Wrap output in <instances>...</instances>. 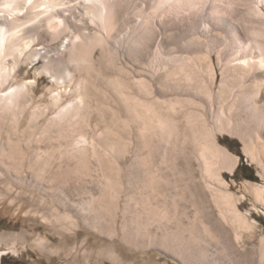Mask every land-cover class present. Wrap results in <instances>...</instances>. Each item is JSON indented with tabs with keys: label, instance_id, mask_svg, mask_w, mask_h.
Segmentation results:
<instances>
[{
	"label": "rangeland",
	"instance_id": "1",
	"mask_svg": "<svg viewBox=\"0 0 264 264\" xmlns=\"http://www.w3.org/2000/svg\"><path fill=\"white\" fill-rule=\"evenodd\" d=\"M14 3L0 0V14L26 20ZM126 12L112 56L96 49L98 72L79 88L56 87L28 58L69 32L25 39L15 70L0 59V237L15 236L0 264H264V193L251 187L264 188V0H147ZM99 22L87 31L106 35L111 19ZM222 147L257 181L234 179ZM222 200L240 215L230 225ZM179 232L189 247L177 251Z\"/></svg>",
	"mask_w": 264,
	"mask_h": 264
},
{
	"label": "bare ground",
	"instance_id": "2",
	"mask_svg": "<svg viewBox=\"0 0 264 264\" xmlns=\"http://www.w3.org/2000/svg\"><path fill=\"white\" fill-rule=\"evenodd\" d=\"M146 2L147 0H15V3H14L15 10H17L18 13H21L25 10V13H28V15L27 16L24 15L26 16L25 18L26 20L23 21L19 19L17 16L16 17L11 16L12 18H10L4 14L3 15L0 14V59L6 58L7 60V63L2 66H5L4 69H6L7 67L9 68L11 67L13 70H15L17 68V66L20 63V58L18 55V53L20 52L19 48L23 45V41L25 39H28V38L30 40L38 39V37L42 35L41 33H46L52 42H57L61 40L62 37L65 36L69 32L71 33L70 38L64 39L60 43L59 47L57 48L55 47L52 49L43 47L40 49L32 50L30 55H28V58L29 59L31 58V61H38V60L43 61L44 65L41 67V70L39 72L37 71L38 75L40 72L50 74L51 80L55 84L56 87L59 88L60 86L65 87V86H71V85L76 86L77 85V88H79V85H81L82 80H83L81 76L83 73H86L89 71L98 72L95 66V59H94V54H95L96 49H100L101 55L111 57L112 54L110 51L111 49L110 46H112V44L116 45V43L119 42V38H118L119 32L123 30L122 28L124 27V24H127V22L129 23L130 18H128V16L126 15L127 14L126 11L129 10L130 8H134V7L137 8V6L141 4H145ZM43 3H48L50 5V8H48V10L46 11H42L40 9L36 10ZM76 12L81 13V16L76 17L75 16ZM119 14H122V18H120ZM24 16H23V19H24ZM105 17L110 18L111 24H112V25L110 24L111 25L110 30L109 32L106 33V35L104 31L102 33H98L99 31L98 32L92 31L93 33H91L90 31H87L86 25L88 22H91V23L92 21L101 22L102 20L105 19ZM3 62H1V64ZM241 65H244V64H241ZM257 66L258 67L264 66L263 58H261L257 62ZM79 91L81 90L79 89ZM126 95L128 96V94ZM132 97L130 99H132ZM132 100L134 101L135 99H132ZM127 101H124V104ZM128 104L126 105L129 107L131 104L130 105ZM155 104L157 106L159 103L154 102V105ZM141 112L139 114H142ZM222 148L225 149V153L227 152L223 160V167L228 169V171H230L231 173H233L235 168L238 165L239 158L229 153L226 148L224 147ZM221 151L223 150L221 149ZM251 187L255 189V194L258 198H260L262 196V193H264V188L257 189L255 186L254 187L251 186ZM217 206L219 207L221 217L225 219L224 222L227 225H230L227 222L228 214L229 215L233 214V216L235 215L240 216L236 212V210L233 209L232 206H230V204H228V202H225L224 200L219 202ZM198 213L202 214L203 216L202 224L204 223L207 229L210 228L211 230L216 232V225H219V222L221 221L215 218L213 210L209 208L205 209V207L201 205L198 208L197 214ZM188 229H189V226L185 228V231H189ZM179 233L181 236V232ZM176 235L179 236L178 234ZM166 237H168L167 234H166ZM14 238L15 236H5V237L2 236L0 237V244L2 241H8V240L13 241ZM226 239L227 241H229L233 250H235L233 246L234 242L231 241V237L229 234L226 235ZM175 240H177L178 242V243H174L176 245L175 247L177 251H178V246L184 245L187 243V240H185V238L182 236L181 238L178 237ZM184 246L187 247V244ZM234 253L237 258H240L236 250ZM177 254L179 258L182 257L187 261L191 260L190 256H187L185 252H179ZM0 256H1V252H0ZM235 256L234 258H236Z\"/></svg>",
	"mask_w": 264,
	"mask_h": 264
},
{
	"label": "trees",
	"instance_id": "3",
	"mask_svg": "<svg viewBox=\"0 0 264 264\" xmlns=\"http://www.w3.org/2000/svg\"><path fill=\"white\" fill-rule=\"evenodd\" d=\"M236 149H232L231 147H229V149L235 154H237L240 158L243 159L242 157V154L241 152L239 151V145L238 143H236ZM246 170H250L251 172H253L250 167H248L247 165H245L243 162L237 167L234 175H233V178L234 179H237V177H240L242 179H245V180H250V181H257V178L255 177L254 173H251L250 175H247L245 172ZM263 222L262 224L264 225V221H261Z\"/></svg>",
	"mask_w": 264,
	"mask_h": 264
}]
</instances>
